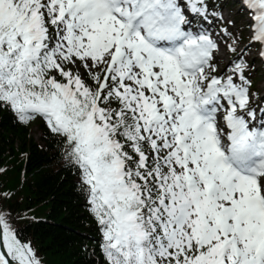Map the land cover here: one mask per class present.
Wrapping results in <instances>:
<instances>
[{
  "label": "snow or ice",
  "instance_id": "obj_1",
  "mask_svg": "<svg viewBox=\"0 0 264 264\" xmlns=\"http://www.w3.org/2000/svg\"><path fill=\"white\" fill-rule=\"evenodd\" d=\"M256 57L264 0H0V111L43 122L97 264H264ZM20 218L0 264H44Z\"/></svg>",
  "mask_w": 264,
  "mask_h": 264
},
{
  "label": "trees",
  "instance_id": "obj_2",
  "mask_svg": "<svg viewBox=\"0 0 264 264\" xmlns=\"http://www.w3.org/2000/svg\"><path fill=\"white\" fill-rule=\"evenodd\" d=\"M32 126L42 127L41 141ZM46 131L0 111V185L13 191L4 203L21 214L18 223L46 264H97L86 246L95 231L75 174L60 162L62 153Z\"/></svg>",
  "mask_w": 264,
  "mask_h": 264
},
{
  "label": "rangeland",
  "instance_id": "obj_3",
  "mask_svg": "<svg viewBox=\"0 0 264 264\" xmlns=\"http://www.w3.org/2000/svg\"><path fill=\"white\" fill-rule=\"evenodd\" d=\"M257 74H260L259 71H257ZM261 86H262V84H261ZM261 86L259 85V87H261ZM39 135H40L39 133L36 134L37 138L39 137Z\"/></svg>",
  "mask_w": 264,
  "mask_h": 264
}]
</instances>
